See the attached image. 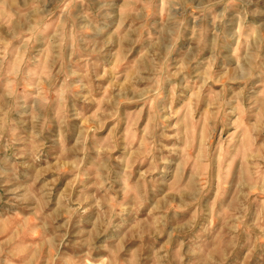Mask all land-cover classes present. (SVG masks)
Instances as JSON below:
<instances>
[{"label": "rangeland", "instance_id": "374dc122", "mask_svg": "<svg viewBox=\"0 0 264 264\" xmlns=\"http://www.w3.org/2000/svg\"><path fill=\"white\" fill-rule=\"evenodd\" d=\"M0 264H264V0H0Z\"/></svg>", "mask_w": 264, "mask_h": 264}]
</instances>
